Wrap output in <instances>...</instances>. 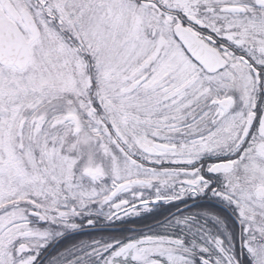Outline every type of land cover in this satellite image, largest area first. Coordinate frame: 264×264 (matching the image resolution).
<instances>
[{"label": "snow or ice", "instance_id": "obj_1", "mask_svg": "<svg viewBox=\"0 0 264 264\" xmlns=\"http://www.w3.org/2000/svg\"><path fill=\"white\" fill-rule=\"evenodd\" d=\"M0 264H264V0H0Z\"/></svg>", "mask_w": 264, "mask_h": 264}]
</instances>
